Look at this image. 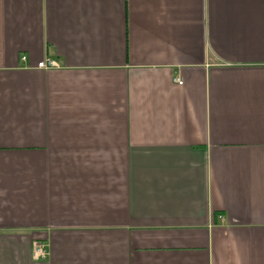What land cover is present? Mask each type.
I'll return each mask as SVG.
<instances>
[{"label": "crops", "instance_id": "1", "mask_svg": "<svg viewBox=\"0 0 264 264\" xmlns=\"http://www.w3.org/2000/svg\"><path fill=\"white\" fill-rule=\"evenodd\" d=\"M0 264H264V0H0Z\"/></svg>", "mask_w": 264, "mask_h": 264}, {"label": "built area", "instance_id": "2", "mask_svg": "<svg viewBox=\"0 0 264 264\" xmlns=\"http://www.w3.org/2000/svg\"><path fill=\"white\" fill-rule=\"evenodd\" d=\"M22 60H26L25 57ZM38 68L41 70H49L55 68V63L52 61H44L38 64ZM175 83L178 85H183L181 78H176ZM49 253L41 241L35 240L32 245V258L34 261H45L48 259Z\"/></svg>", "mask_w": 264, "mask_h": 264}]
</instances>
